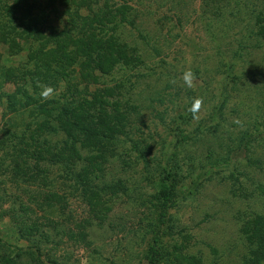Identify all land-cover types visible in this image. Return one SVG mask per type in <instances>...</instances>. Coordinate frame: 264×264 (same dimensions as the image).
<instances>
[{
  "label": "rangeland",
  "instance_id": "374dc122",
  "mask_svg": "<svg viewBox=\"0 0 264 264\" xmlns=\"http://www.w3.org/2000/svg\"><path fill=\"white\" fill-rule=\"evenodd\" d=\"M104 1L112 9L125 0H98V4ZM217 2L222 4L223 0L132 1L139 15L138 30L158 54L144 46L138 78L135 72L124 75L116 70L102 76L99 84L112 86L127 79L125 92L133 96L137 108L126 130L147 151L142 160L126 141L119 144V156L105 165L106 184L117 186L114 190L99 184L100 190L94 189L109 207L102 220L94 218L81 188H75L71 178H64L56 165H39L46 173L48 188L37 180L12 175V164L4 155L10 148L3 138L6 131L19 134L28 117L26 112H4L1 93L11 88L0 80L2 257L14 264H36V260L42 264H146L147 242L152 236L149 225L154 218L151 197L160 168L170 165L176 150L173 155L180 181L174 206L168 211L170 235L164 226L161 231L165 235L159 236L165 248L171 250L176 245L183 253L197 256L201 264H244L242 223L262 211L253 189L264 183V84L232 86L224 79L217 51L223 52L234 37L246 40L247 33L218 30L231 16L212 14L209 6ZM227 2L231 6L234 0ZM61 11L57 7L58 13L50 16L52 25L63 23ZM120 33L123 37L133 33L137 40L132 29ZM19 46V52L12 56L0 46L8 65L23 64L35 44L22 42ZM242 66L247 70L248 65L240 61L237 71ZM188 89L193 92L189 96ZM226 90L227 98L222 96ZM192 109L194 114L189 117ZM241 135L244 140L235 150ZM181 136L200 139L176 144ZM55 138L51 136L50 142ZM45 190L61 195V207L40 208ZM12 217L23 220L26 226L36 225L37 232L20 235ZM79 234H83V241Z\"/></svg>",
  "mask_w": 264,
  "mask_h": 264
},
{
  "label": "trees",
  "instance_id": "16d2710c",
  "mask_svg": "<svg viewBox=\"0 0 264 264\" xmlns=\"http://www.w3.org/2000/svg\"><path fill=\"white\" fill-rule=\"evenodd\" d=\"M132 1L125 0L109 9L106 1L98 4V0H46L43 3L0 0V46L12 56L19 52V43L35 44L28 50L25 62L17 66L8 65V59L5 60L0 51L1 84L11 88L1 93L4 112H26L28 117L19 134L6 131L3 138L10 148L4 155L12 164V175L23 180H37L41 187L48 188L46 173L39 165L45 162L56 165L64 178H71L75 188H81V194L86 196L98 220L105 217L109 207L94 189L100 190L99 184L116 189L117 185L106 184L104 176L105 165L119 156V144L127 141L129 149L142 160L147 151L126 130L131 127V116L137 108L133 96L125 92L127 79L112 86L99 84L102 76L112 75L116 70L124 75L135 72L138 78L137 72L144 64L141 56L144 46L158 54L155 46L138 30L140 24L136 18L139 15L132 8ZM218 2L214 7L209 6V11L218 18L223 13L231 16V20L220 23L218 30L226 28L234 30L233 33H247L246 40L243 36L234 37L223 52L217 51L224 79L232 86L263 85L264 0H234L231 6L227 0L222 4ZM57 7H61L64 20L60 25H52L50 16L58 13ZM125 29L135 31L137 40L133 33L123 37L120 32ZM240 61L248 65L247 70L242 66L237 71ZM225 88L223 86L222 90ZM192 93L190 89L186 91L187 96ZM227 93L226 90L222 96L227 98ZM220 110L218 116L221 118ZM193 112L194 109L188 116L192 117ZM51 136L56 137L52 142ZM191 139L199 140L200 137ZM191 139L181 136L175 143ZM243 140V136H239L235 150H239ZM175 151L170 165L160 168L151 197L154 218L149 225L152 236L147 242L146 264H201L197 256L183 253L176 245L167 250L159 237L165 235L161 231L164 226L166 234L171 232L168 211L174 206L180 181ZM193 183L190 184L195 189ZM253 190L262 211L251 214L242 223L240 233L246 247L244 264H260L264 259V183ZM42 193L40 208L55 210L61 207V195L48 190ZM17 221L14 220V224L20 235L24 231L37 232L36 225L26 226L23 220ZM78 238L83 241V234ZM0 264L14 262L0 255ZM36 264L42 263L36 260Z\"/></svg>",
  "mask_w": 264,
  "mask_h": 264
}]
</instances>
